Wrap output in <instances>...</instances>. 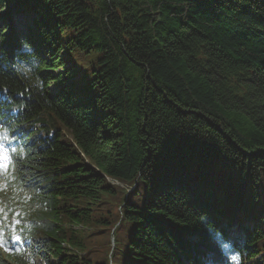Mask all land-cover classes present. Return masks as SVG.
<instances>
[{
    "label": "trees",
    "instance_id": "16d2710c",
    "mask_svg": "<svg viewBox=\"0 0 264 264\" xmlns=\"http://www.w3.org/2000/svg\"><path fill=\"white\" fill-rule=\"evenodd\" d=\"M0 132V264H264V0H0Z\"/></svg>",
    "mask_w": 264,
    "mask_h": 264
},
{
    "label": "rangeland",
    "instance_id": "374dc122",
    "mask_svg": "<svg viewBox=\"0 0 264 264\" xmlns=\"http://www.w3.org/2000/svg\"><path fill=\"white\" fill-rule=\"evenodd\" d=\"M33 16V14L29 13H25L23 15H14L11 22L14 30L24 31L27 25L30 23V18ZM61 59L63 61H67V58L63 53L61 54ZM80 77L81 72L79 71L78 75L75 78ZM0 145L3 146L0 147V155L2 156V159L3 156L6 155V147L1 137ZM110 182L113 186L119 188L117 196H115V198L103 197L100 204H97V206H93V215L96 219L95 221H97L99 220V218H107L110 214L112 217H110L109 219H111V222H113V224L109 228H103L100 227L97 223H92L90 226L83 230L84 244L86 245V249L88 248V252L85 253L88 257L91 256L92 259H94L96 256L103 257L102 255L104 254L108 259L110 258V252L111 249H113L112 246L114 244L113 237L115 234H117L115 228L118 226V220L120 219L119 217L117 218L118 213H120L119 203L122 201V199H124L123 197L125 196V194H128L133 189V187L129 188L128 186L122 185L117 181Z\"/></svg>",
    "mask_w": 264,
    "mask_h": 264
},
{
    "label": "snow or ice",
    "instance_id": "6c2138e0",
    "mask_svg": "<svg viewBox=\"0 0 264 264\" xmlns=\"http://www.w3.org/2000/svg\"><path fill=\"white\" fill-rule=\"evenodd\" d=\"M0 147H3V146L0 145ZM13 151H15V149H13ZM3 159L7 160L8 157H7L6 155H4V156H3ZM0 168H5V169H6V168H7V165H0ZM14 239H15L16 241H19V240H20V236L16 235V236L14 237ZM7 243H8L7 240L0 238V248H4L5 251H8V250H9V249L6 247ZM232 259L235 260L236 257H232Z\"/></svg>",
    "mask_w": 264,
    "mask_h": 264
}]
</instances>
